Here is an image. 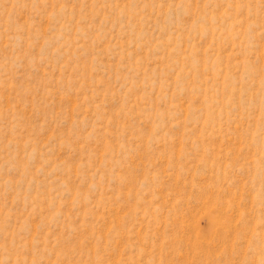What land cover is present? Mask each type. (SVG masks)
Masks as SVG:
<instances>
[{"label": "rangeland", "instance_id": "374dc122", "mask_svg": "<svg viewBox=\"0 0 264 264\" xmlns=\"http://www.w3.org/2000/svg\"><path fill=\"white\" fill-rule=\"evenodd\" d=\"M0 264H264V0H0Z\"/></svg>", "mask_w": 264, "mask_h": 264}]
</instances>
